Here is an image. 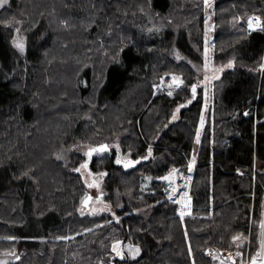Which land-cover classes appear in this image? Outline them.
Wrapping results in <instances>:
<instances>
[{"label":"trees","instance_id":"obj_1","mask_svg":"<svg viewBox=\"0 0 264 264\" xmlns=\"http://www.w3.org/2000/svg\"><path fill=\"white\" fill-rule=\"evenodd\" d=\"M22 1L33 18L18 29L9 21ZM146 1L151 23L139 0H0V253L14 254L9 264H219L207 249L236 251L223 264H242L236 243L264 207V28L247 29L264 17V0H212L210 12L208 0ZM88 3L125 20L112 42L92 47L95 28L84 31L82 17L74 34L51 31L52 10L72 18ZM208 13L220 75L206 101ZM170 75L180 86L156 93ZM105 142L110 152L92 150ZM84 168L98 175L94 186ZM173 168L192 170L191 215H177L159 179ZM93 190L99 215L82 210Z\"/></svg>","mask_w":264,"mask_h":264},{"label":"rangeland","instance_id":"obj_2","mask_svg":"<svg viewBox=\"0 0 264 264\" xmlns=\"http://www.w3.org/2000/svg\"><path fill=\"white\" fill-rule=\"evenodd\" d=\"M212 0H208L207 4H208V12H210L211 10V6H212ZM23 3V1H22ZM139 4L142 7V10L140 11L143 15H145L148 18V23H151L153 21V19H155L154 14L150 11V9L148 8V3L146 0H139ZM0 5H2L0 3ZM85 5H90V7L86 6V7H77V9L74 11V17L70 18L68 16L65 15V19H61V16H59V14L52 10V13L55 17L56 20V27L51 28V31H58V32H62L64 34L66 33H70V34H74L75 31L77 30L76 24H75V19L78 17H82V19H84L82 28L84 29V31H91L93 28H95L94 34L91 37V42H93V45H91L92 47L96 48L95 45V40L98 39V37L101 38H106L108 42H112L113 39V35H112V28L116 25L117 22H120L121 26H122V30L124 29V21L118 20L115 16V18L112 17H108L105 16L104 14L106 13L107 15L110 14V12L105 9L104 11H101V9H98V6H93L92 4L88 3ZM26 6V5H25ZM27 8V7H26ZM0 9H2V6H0ZM43 9V8H42ZM92 9H94V11H92ZM35 10L39 11V8L35 7ZM30 12H32L30 10ZM6 13V12H3ZM12 13V17L9 21V24H12L13 26L16 25V28H22L27 22L29 23L32 20V14L29 13V10H25L24 9V3H23V8H18L17 10L12 9L11 11ZM40 13V11L38 12ZM130 14L127 13L125 14L124 11H122V15H121V19H128V16ZM261 16V15H259ZM126 17V18H124ZM261 18L264 20V17L261 16ZM4 22H6V20L9 19H3ZM261 21H259L260 23ZM264 22V21H262ZM249 24V22H248ZM260 25V24H258ZM264 24H262L263 27ZM18 28V29H19ZM262 28H260L259 30H261ZM213 23H212V16L211 13H208L206 15V33H205V44H204V80H202V87L204 89V94H205V100L207 101L209 99V91L211 90V83L219 77V70L216 67L217 65H214L213 60H212V54H213V46L211 45V39H212V35H213ZM21 30H19L20 32ZM55 36H57V34L54 32ZM25 40V38L21 41L20 39V34L18 36V41H16L17 43H22ZM14 41V42H15ZM180 86V80L177 76L175 75H170L169 77L164 76L161 78L160 82L155 86V92H160V91H165L167 93H171L173 92V90L177 89V87ZM207 111V105L204 107V112ZM204 118L202 119V124L199 127L198 130V137L200 136L201 132H202V128L204 125ZM107 143V142H105ZM93 147H88V150H91ZM111 147L107 144V148L106 151L110 152ZM88 160L86 159L84 162H87ZM191 172L192 170L189 168L188 172L186 173L183 169H179V168H173L171 169L166 175H163L161 178L159 179H163L167 185H168V189L174 188L176 186L177 181L174 180L175 178H183V177H187L190 181L191 178ZM84 173L86 175V177H88L90 179V183H88L89 186L91 185H95L96 183L99 182V178L97 174H92L90 173V171H88L87 169L84 168ZM102 176V175H100ZM92 186V187H93ZM91 187V188H92ZM188 193V190L187 192ZM91 194V193H90ZM89 194H86L84 196L83 200L88 196ZM94 199L91 201L90 204V208L87 211V213L89 215H99L104 211V208L102 207V205H100L97 201L96 198L99 197V195H97L96 190L92 191V194ZM257 228L259 230L258 232V237H257V241L256 243H253V235H254V229ZM239 237H236L235 240L238 241ZM256 245L255 248H253V245ZM237 247H243L245 249V256H244V260H242V264H261L259 263V261H262L259 259V257L263 254L264 251V207L262 209L261 212V216L252 221L251 227L248 230V233L242 237V242H237L236 243ZM253 250V252H252ZM118 251L120 252V257H124L126 256L123 252V249L121 251V247L118 248ZM124 251L126 252V247L124 248ZM16 252V251H14ZM13 252V253H14ZM131 252V251H130ZM236 252V251H235ZM235 252H232L233 257L236 258V254ZM14 258V254H9V252L6 253H0V264H9L11 262V260H13ZM219 262V264H223L224 260L221 257H217L216 258Z\"/></svg>","mask_w":264,"mask_h":264},{"label":"built area","instance_id":"obj_3","mask_svg":"<svg viewBox=\"0 0 264 264\" xmlns=\"http://www.w3.org/2000/svg\"><path fill=\"white\" fill-rule=\"evenodd\" d=\"M257 18H261V16L252 15L249 19V23L252 20L256 21ZM260 28H263V27L251 29L248 24L249 32L259 30ZM174 180L177 181L176 186L168 190L167 197L169 200L177 202V215L179 216L191 215L193 211V200H192V197L188 193H186L187 190H189L190 181L187 177H183L179 179L175 178ZM259 259L262 260V261H259V263L264 264V251H263V254L259 257Z\"/></svg>","mask_w":264,"mask_h":264},{"label":"water","instance_id":"obj_4","mask_svg":"<svg viewBox=\"0 0 264 264\" xmlns=\"http://www.w3.org/2000/svg\"><path fill=\"white\" fill-rule=\"evenodd\" d=\"M103 148H107V143H104L103 145L99 146V147H96V148H93L92 150H98V149H103ZM92 198L93 196L91 194H89L82 202V210L83 211H88L89 208H90V204H91V201H92ZM206 253L208 254H212V255H219V257L225 259V260H229L231 259V261L233 263L236 262V259L230 255L229 253H224L222 251H218V250H209L207 249L206 250Z\"/></svg>","mask_w":264,"mask_h":264},{"label":"bare ground","instance_id":"obj_5","mask_svg":"<svg viewBox=\"0 0 264 264\" xmlns=\"http://www.w3.org/2000/svg\"><path fill=\"white\" fill-rule=\"evenodd\" d=\"M259 21H261V22L259 23ZM258 24H260V25H258ZM262 24H263L262 19L261 18H257L256 21H254V20L250 21L249 27L251 29H254V28L262 27Z\"/></svg>","mask_w":264,"mask_h":264},{"label":"snow or ice","instance_id":"obj_6","mask_svg":"<svg viewBox=\"0 0 264 264\" xmlns=\"http://www.w3.org/2000/svg\"><path fill=\"white\" fill-rule=\"evenodd\" d=\"M0 6H2V5H0ZM22 50V49H21ZM193 92H195V88H193ZM118 163H119V161H117Z\"/></svg>","mask_w":264,"mask_h":264},{"label":"crops","instance_id":"obj_7","mask_svg":"<svg viewBox=\"0 0 264 264\" xmlns=\"http://www.w3.org/2000/svg\"><path fill=\"white\" fill-rule=\"evenodd\" d=\"M205 116V112H203V117Z\"/></svg>","mask_w":264,"mask_h":264}]
</instances>
